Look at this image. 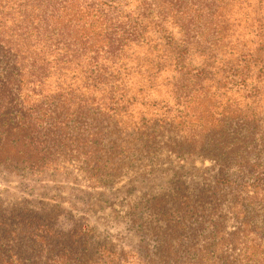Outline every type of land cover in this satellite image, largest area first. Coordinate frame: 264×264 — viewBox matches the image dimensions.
Instances as JSON below:
<instances>
[{
  "label": "trees",
  "instance_id": "trees-1",
  "mask_svg": "<svg viewBox=\"0 0 264 264\" xmlns=\"http://www.w3.org/2000/svg\"><path fill=\"white\" fill-rule=\"evenodd\" d=\"M192 55L201 58L199 66L190 65ZM133 77L139 84L129 95L124 80ZM203 82H221L243 100V110L230 112L227 122L239 125L244 136L230 134L228 148L218 157L224 167L234 162L237 171L255 177L242 187L246 193L261 195L259 204L264 206V172H259L260 164L249 163L253 157L264 158V140L259 152L250 149L264 107V0H0V170L38 167L46 149L69 141L65 138L69 124L87 119L120 135L136 134L145 139L146 148L162 130L177 131L181 122L173 127L177 118L154 108L153 120L140 112L139 122L132 123L131 107L151 109L144 102L148 92L164 91L175 102L190 99L193 86ZM186 139L185 148L178 146L177 152L197 149ZM202 151L203 157L212 158L205 154L207 149ZM220 175V181H229L222 171ZM166 201L174 208H166ZM149 203L162 211L165 225L160 235L166 241L188 233L190 221L200 224L185 196ZM253 205H242L243 213ZM242 227L218 244L242 248L243 258L236 264H259L246 240L256 229L245 217ZM92 231L83 226L71 231L46 264H144L138 254L89 242ZM36 237L44 244L53 236L40 230ZM166 247L168 253L175 252L170 244ZM4 251L0 248V264H20L21 259L7 257ZM193 264L218 263L207 256L195 258Z\"/></svg>",
  "mask_w": 264,
  "mask_h": 264
},
{
  "label": "rangeland",
  "instance_id": "rangeland-1",
  "mask_svg": "<svg viewBox=\"0 0 264 264\" xmlns=\"http://www.w3.org/2000/svg\"><path fill=\"white\" fill-rule=\"evenodd\" d=\"M189 62L197 67L201 58L192 55ZM127 79L125 88L131 95L138 79ZM192 91L195 93L190 99L176 102L164 91L148 92L144 102L151 109L131 107L132 123L139 122L140 112L153 120L154 108H162L158 114L171 112L169 116L177 118L173 127L181 122L177 131L162 130L161 136L146 148L145 139L139 140L136 134L120 135L104 123L99 126L87 119L75 126L69 124L65 133L69 141L56 142L46 149L49 151L38 167L0 170V248L6 250L5 255L21 259L20 264H46L49 255L66 244L68 234L83 226L93 230L89 242L104 244L118 253L138 254L144 264H162L163 259L167 264H193L195 258L207 256L218 264L223 260L236 264L243 258L242 248L218 242L238 234L245 217L256 229L252 231L255 235L250 233L246 239L248 247L256 253L259 264H264V206L259 204L262 196L246 193L242 187L255 177L237 171L234 162L224 167L218 157L228 148L230 134L244 136L239 125L229 126L227 122L230 112L243 110V100L226 91L221 82H203L194 85ZM185 116L187 122L183 123ZM259 119L250 148L255 153L264 140V107ZM188 131L192 132L191 138ZM186 137L197 149L177 152L178 146L185 148ZM206 149L211 159L203 157L202 150ZM254 159L249 163L260 164L259 172H264V158ZM220 171L228 182L220 181ZM181 196L196 209L194 219L201 227L190 221L188 233L174 242L166 241L160 235L165 218L159 207H150L153 203L149 201ZM247 203L255 204L243 213L241 206ZM174 206L166 204L169 209ZM190 229H196L192 235ZM40 230L53 236L49 242L42 244L36 237ZM34 240L38 242L35 246ZM176 242L186 246L181 248ZM167 244L174 253L167 252ZM166 256L168 259L163 258Z\"/></svg>",
  "mask_w": 264,
  "mask_h": 264
}]
</instances>
